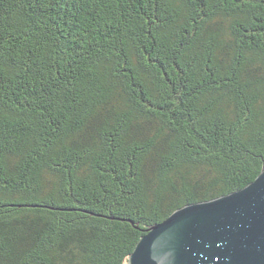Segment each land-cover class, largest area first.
I'll use <instances>...</instances> for the list:
<instances>
[{"label": "trees", "instance_id": "16d2710c", "mask_svg": "<svg viewBox=\"0 0 264 264\" xmlns=\"http://www.w3.org/2000/svg\"><path fill=\"white\" fill-rule=\"evenodd\" d=\"M263 167L264 0H0V264H126Z\"/></svg>", "mask_w": 264, "mask_h": 264}, {"label": "water", "instance_id": "95a60500", "mask_svg": "<svg viewBox=\"0 0 264 264\" xmlns=\"http://www.w3.org/2000/svg\"><path fill=\"white\" fill-rule=\"evenodd\" d=\"M126 264H264V167L244 187L149 226Z\"/></svg>", "mask_w": 264, "mask_h": 264}]
</instances>
